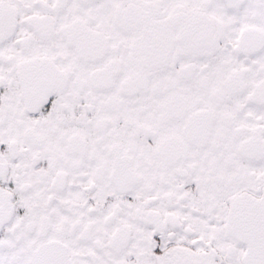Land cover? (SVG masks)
<instances>
[{"label":"snow or ice","instance_id":"obj_1","mask_svg":"<svg viewBox=\"0 0 264 264\" xmlns=\"http://www.w3.org/2000/svg\"><path fill=\"white\" fill-rule=\"evenodd\" d=\"M0 264H264V0H0Z\"/></svg>","mask_w":264,"mask_h":264}]
</instances>
